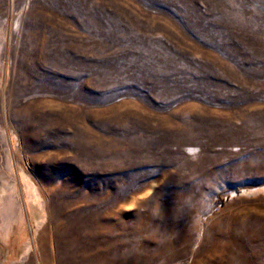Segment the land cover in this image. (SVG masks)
<instances>
[{
  "label": "rangeland",
  "instance_id": "obj_1",
  "mask_svg": "<svg viewBox=\"0 0 264 264\" xmlns=\"http://www.w3.org/2000/svg\"><path fill=\"white\" fill-rule=\"evenodd\" d=\"M0 264H264V0H0Z\"/></svg>",
  "mask_w": 264,
  "mask_h": 264
}]
</instances>
